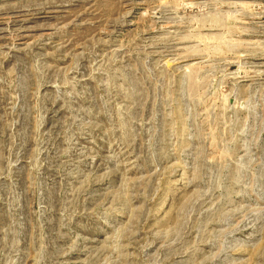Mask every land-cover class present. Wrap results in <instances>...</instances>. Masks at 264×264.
<instances>
[{"label": "rangeland", "instance_id": "374dc122", "mask_svg": "<svg viewBox=\"0 0 264 264\" xmlns=\"http://www.w3.org/2000/svg\"><path fill=\"white\" fill-rule=\"evenodd\" d=\"M0 264H264V0H0Z\"/></svg>", "mask_w": 264, "mask_h": 264}]
</instances>
